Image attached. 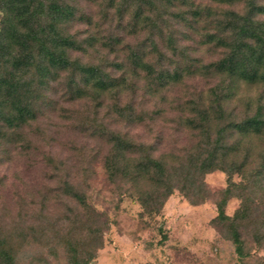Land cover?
Instances as JSON below:
<instances>
[{
    "label": "trees",
    "instance_id": "trees-1",
    "mask_svg": "<svg viewBox=\"0 0 264 264\" xmlns=\"http://www.w3.org/2000/svg\"><path fill=\"white\" fill-rule=\"evenodd\" d=\"M87 1L88 7L106 3L121 33L108 32L99 41L102 35L96 34L105 27L79 0H0V143H28L26 130L37 132L39 116L58 103L56 89L61 88L66 103L89 105L94 115L101 111L108 117L110 122L87 117L76 126L106 147L101 157L106 180L135 193L145 212L158 213L175 189L191 203L201 202L210 195L204 175L225 172L215 219L227 227L242 258L246 230L256 245L264 241V99L241 101L237 83H213L205 102L179 99L183 102L173 106L166 97L182 84L174 82L184 71L199 66L187 51L194 36L201 44L222 47L217 59L201 64L206 71L238 75L253 82L247 85L264 87V0ZM75 20L87 25L80 38L69 31ZM141 32L143 40L133 44L126 39ZM89 50L96 59L82 62L80 56ZM62 74L65 83H53ZM159 100L168 106L158 105ZM242 103L247 109L240 114ZM170 109L177 111L178 130L189 135L186 146L158 152L153 143L136 141L118 127L144 125ZM233 174L239 182L231 180ZM65 192L88 207L69 183ZM231 196H238L240 204L229 216L224 208ZM91 241H64L71 264H93L100 242L91 246ZM16 254L14 245L0 240V264H21Z\"/></svg>",
    "mask_w": 264,
    "mask_h": 264
},
{
    "label": "rangeland",
    "instance_id": "rangeland-1",
    "mask_svg": "<svg viewBox=\"0 0 264 264\" xmlns=\"http://www.w3.org/2000/svg\"><path fill=\"white\" fill-rule=\"evenodd\" d=\"M88 4L87 0H79L83 9ZM106 6L102 2L98 7H85V12L92 18L100 17L105 27L94 33L102 35L99 41L108 32L121 33L116 28V15L113 11L107 12ZM85 23L75 20L69 25V31L77 32L80 38L86 33ZM143 37V32L137 38L133 33L126 35L133 44ZM200 40L194 36L189 41L190 47L187 46L189 57L194 58L189 60L199 66L183 72L181 81L174 82L182 84L172 89L166 100L169 97L173 106L183 102L179 99L205 102L204 93L213 83H237L236 97L241 101L249 97L255 103L260 95L264 99L262 85H247L253 82L202 68L201 64L221 55L222 47L201 44ZM89 51L80 56L82 62L96 59V54ZM140 81L143 83L144 79L141 77ZM53 83H65V74ZM56 91L58 103L54 101L51 110H43L45 113L39 116L38 125L33 129L37 132L26 130L28 143L20 140L0 143V240L17 248L19 263L71 264L64 241L78 245L89 238L91 246H95L97 239L100 242L93 264H264V241L256 245L246 230L243 234L246 254L239 258L228 239L227 227L215 219L219 192L227 184L225 172L216 169L204 175L210 192L205 200L191 203L175 189L158 213L145 212L135 193H125L118 184L106 180L101 164L106 147L76 126L87 117L110 122L108 117H103L101 111L94 115L89 105L68 104L60 96L61 88ZM158 102L168 106L163 100ZM144 106L149 108L151 104ZM244 107L242 103L237 111L242 114L247 109ZM167 111L141 126L118 127L136 141L153 143L158 152L186 146L190 138L174 122L177 111ZM230 178L235 183L240 181L237 174ZM67 183L84 195L87 208L65 192ZM239 204V197L231 196L225 213L231 216Z\"/></svg>",
    "mask_w": 264,
    "mask_h": 264
}]
</instances>
